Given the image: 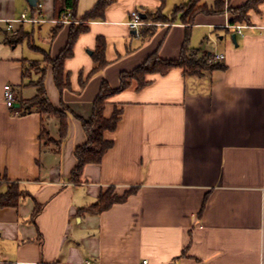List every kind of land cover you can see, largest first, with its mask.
I'll return each instance as SVG.
<instances>
[{
    "label": "crops",
    "instance_id": "obj_1",
    "mask_svg": "<svg viewBox=\"0 0 264 264\" xmlns=\"http://www.w3.org/2000/svg\"><path fill=\"white\" fill-rule=\"evenodd\" d=\"M62 1L0 0V191L12 184L23 190L16 205H0V264H263L264 3L260 13L251 12L250 24H241L242 33L229 12L197 15L190 47L199 55L223 54L224 68L201 76L181 68L149 74L144 87L132 84L110 97L105 116L122 110L117 127L104 133L113 145L75 182V149L87 141L81 119L91 117L102 82L118 88L121 74L154 52L178 58L186 26L179 18L159 23L144 39L131 28V13L156 10L162 0H116L104 19L90 21L83 17L98 0H78L76 17L68 15L51 38ZM188 1L166 0L163 11ZM246 2L230 0V6ZM22 14L40 21H14ZM72 23L88 29L64 62L70 87H57L51 63L43 75L50 101L67 108L61 140L57 116L24 113L20 102L36 96L41 77H25V63L56 58ZM21 29L30 35L8 44ZM98 36L106 39L109 63L91 74ZM7 84L13 107L5 103ZM132 187L126 200L86 210L103 193L123 195Z\"/></svg>",
    "mask_w": 264,
    "mask_h": 264
},
{
    "label": "trees",
    "instance_id": "obj_2",
    "mask_svg": "<svg viewBox=\"0 0 264 264\" xmlns=\"http://www.w3.org/2000/svg\"><path fill=\"white\" fill-rule=\"evenodd\" d=\"M116 0H98L94 8L89 11L84 17L83 21H90L94 19H104L105 11L109 5ZM166 0H162V5L156 10H148L145 13H141V19L143 24L138 29L144 39L151 37L155 34L159 23H170L176 19H180L186 26L185 39L182 47L181 54L178 58H163L159 56L157 52L151 54L141 65L136 67L133 71L123 72L121 74V85L118 88H111L109 83L104 80L101 85L99 95L93 104V113L88 119H81L84 131L87 136L85 144L76 147L75 156L77 158L76 167L72 172V180L75 182L80 181L83 169L85 165L90 163H100L103 155L109 150L113 141L105 138L104 133L107 130H114L121 118L122 110L115 108L110 117L105 116L104 110L110 97L114 94L127 89L130 85L134 84L137 89H140L149 83L147 76L149 74H161L168 73L173 68H181L185 75L201 76L206 70H215L224 68L219 62H211L209 57L211 54L199 55L198 49L191 48L189 40L191 36V28L195 23L198 14L204 13L207 15L223 14L229 12L231 14V24H250L251 12H261L260 5L264 3V0H247V2L241 6H230V0H215L212 5L203 3V0H189L186 3L176 4L171 14L164 13V4ZM78 0H63L62 4L56 8L55 19L56 22L51 30V38L54 37L58 31L64 26L65 19L69 15L76 17ZM88 29L87 25L80 24L78 26L75 23L71 24V29L68 37L67 46L60 52L56 58H51L48 54L45 56L44 61H28L24 65V75L29 77L33 72L41 73L40 79L36 82L38 92L35 97L31 99H22L21 108L24 113L32 111H39L46 116H57L60 121V135L61 140L67 135L69 121L66 114V106L58 109L50 101L47 90L44 83L45 66L47 63L53 65L54 80L57 87L60 90L70 87V76L64 68V62L66 59L73 55V48L75 42L80 33ZM30 34L24 30L12 34L8 38V44H18L27 38ZM97 46L94 52L95 66L91 71V74L97 73L109 63V60L105 56L106 39L103 36H98ZM43 63L44 66H43ZM43 139L50 140L48 132L43 129L41 133ZM59 144V140H57ZM2 178L0 177V180ZM136 191V187H132L127 190L123 195L115 194L112 190L103 193L99 198V201L86 210L98 212L107 209L112 204L121 202L127 199V197ZM23 195V190L18 185L12 184L6 192L0 191V205H16L20 196ZM41 207L36 208L35 215L39 213ZM43 264H58V263H43Z\"/></svg>",
    "mask_w": 264,
    "mask_h": 264
},
{
    "label": "built area",
    "instance_id": "obj_3",
    "mask_svg": "<svg viewBox=\"0 0 264 264\" xmlns=\"http://www.w3.org/2000/svg\"><path fill=\"white\" fill-rule=\"evenodd\" d=\"M14 21L36 22V21H40V20L39 19H35V18H29L27 16V14H22V16L20 18L14 20ZM129 24H130L131 28H133L136 32H138L139 27L143 24L141 16H140V14L138 12L133 11L131 13V18H130ZM234 27L236 28L238 33H242L243 25L237 24V25H234ZM8 29H13V20H10L8 22ZM223 58H224V55L220 54V53H213L209 57L211 62H220ZM4 99H5V103L7 104L8 107H13V105L15 104L16 97H15V94L13 92V88H12V86L10 84H7L5 86ZM147 263H148V260H144V264H147Z\"/></svg>",
    "mask_w": 264,
    "mask_h": 264
},
{
    "label": "water",
    "instance_id": "obj_4",
    "mask_svg": "<svg viewBox=\"0 0 264 264\" xmlns=\"http://www.w3.org/2000/svg\"><path fill=\"white\" fill-rule=\"evenodd\" d=\"M28 2H29V4H31V5H35L36 4V2H37V0H28ZM233 38H234V40H236V34L234 33L233 34Z\"/></svg>",
    "mask_w": 264,
    "mask_h": 264
}]
</instances>
